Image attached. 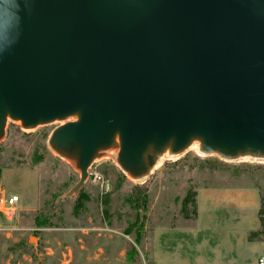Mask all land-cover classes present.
<instances>
[{
    "label": "water",
    "instance_id": "95a60500",
    "mask_svg": "<svg viewBox=\"0 0 264 264\" xmlns=\"http://www.w3.org/2000/svg\"><path fill=\"white\" fill-rule=\"evenodd\" d=\"M56 124L51 153L145 183L194 150L264 164V0H0V143Z\"/></svg>",
    "mask_w": 264,
    "mask_h": 264
},
{
    "label": "rangeland",
    "instance_id": "374dc122",
    "mask_svg": "<svg viewBox=\"0 0 264 264\" xmlns=\"http://www.w3.org/2000/svg\"><path fill=\"white\" fill-rule=\"evenodd\" d=\"M55 126L8 123L0 143V198L20 200L15 220L0 213V264H154L153 253L157 264H257L264 256V164L190 150L137 184L107 158L77 197L64 198L79 175L47 146Z\"/></svg>",
    "mask_w": 264,
    "mask_h": 264
},
{
    "label": "built area",
    "instance_id": "2783aa9c",
    "mask_svg": "<svg viewBox=\"0 0 264 264\" xmlns=\"http://www.w3.org/2000/svg\"><path fill=\"white\" fill-rule=\"evenodd\" d=\"M19 197L11 195L0 198V213L9 221L16 219L19 210ZM257 264H264V256L257 260Z\"/></svg>",
    "mask_w": 264,
    "mask_h": 264
},
{
    "label": "crops",
    "instance_id": "0c3cea01",
    "mask_svg": "<svg viewBox=\"0 0 264 264\" xmlns=\"http://www.w3.org/2000/svg\"><path fill=\"white\" fill-rule=\"evenodd\" d=\"M197 196H198V195L195 193V202H196ZM196 217H197V216H196ZM153 246H154V245H153ZM153 251H155L154 248H153ZM156 258H157V255L153 253L154 264H157V263L155 262V261H156V260H155Z\"/></svg>",
    "mask_w": 264,
    "mask_h": 264
},
{
    "label": "trees",
    "instance_id": "16d2710c",
    "mask_svg": "<svg viewBox=\"0 0 264 264\" xmlns=\"http://www.w3.org/2000/svg\"><path fill=\"white\" fill-rule=\"evenodd\" d=\"M258 233H259V231L255 232V233H252L251 236H250V238L254 240L255 239L254 236L257 237L258 236Z\"/></svg>",
    "mask_w": 264,
    "mask_h": 264
}]
</instances>
